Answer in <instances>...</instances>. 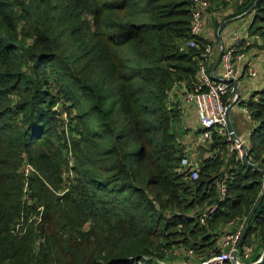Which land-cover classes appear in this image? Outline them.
I'll return each mask as SVG.
<instances>
[{
    "label": "trees",
    "instance_id": "obj_1",
    "mask_svg": "<svg viewBox=\"0 0 264 264\" xmlns=\"http://www.w3.org/2000/svg\"><path fill=\"white\" fill-rule=\"evenodd\" d=\"M231 4H254L248 29L264 51V0ZM191 9L192 0H0V264H159L176 250L195 264L220 250L225 224L246 222L264 189V87L258 100H240L256 166L213 134L189 180L176 135L182 113L168 96L174 81L196 80L209 44L189 30ZM190 37L196 44L183 48ZM58 101L75 123L55 145L45 132ZM64 153L74 176L60 194ZM25 158L40 172L30 182L32 206L43 205L37 249L32 224L10 226L29 212ZM256 206L239 241L253 245L248 262L264 248V192Z\"/></svg>",
    "mask_w": 264,
    "mask_h": 264
},
{
    "label": "built area",
    "instance_id": "obj_2",
    "mask_svg": "<svg viewBox=\"0 0 264 264\" xmlns=\"http://www.w3.org/2000/svg\"><path fill=\"white\" fill-rule=\"evenodd\" d=\"M210 1L211 0H192V18L189 30L193 35L202 34L205 9L209 7ZM223 1L229 4L236 3L238 5L243 2V0ZM253 5L254 4H252L247 10L243 9L241 13L246 14L249 10L253 9ZM251 19L249 24L251 23ZM219 28L220 25L217 26L216 30L219 31ZM251 35L252 34L250 33L248 27H244L241 33H233L230 43L219 46L218 51L216 52L218 53L219 50H222L220 60L217 64L218 68L216 67L219 70V74H214L216 68L212 73L209 71L207 64L216 56L210 44L206 43L203 47L204 50L201 53V58L199 60L196 80L189 85L182 80H176L173 82V86L169 94H172V91L175 90L179 93V97L170 99V96H168V99L170 102H174L177 109L181 111V125L184 130H188V127L190 128V123L183 117L185 115L183 105L192 104L195 110L196 123L193 132L195 133V136H197V139L195 142H187V144L183 143L184 151L180 158V167L183 169L185 176L191 181L198 178L200 164L195 159H189L188 150H190L193 144L206 147L209 141L213 138V134L225 135L230 141L229 149L234 150L237 158L244 160V156L248 154L247 148L250 128L247 129L244 134H235V136L231 135L227 130L225 109L229 104L233 103L232 105H235L241 99L239 97V91H234V84L237 82L241 73L249 79H255L258 77L259 72L257 71L255 64H253L252 58V55H254L256 51L253 46H249L252 42ZM259 38L260 37L255 34V39L258 42ZM195 44V39L190 37L185 40L182 47L188 48L190 46H194ZM237 84H239V82H237ZM261 84V88H263L264 79ZM249 97L254 100H258V94L254 92L251 93ZM243 99L246 100L248 98ZM239 105L241 111L246 117H248V119H250V111L246 104L240 103ZM208 154L213 156L214 151L210 150ZM224 181L225 178H222L219 183L221 193H224L226 190L224 187ZM214 208L215 204H212L210 209L203 212L199 218L201 223L205 221V217H207V215L210 214ZM238 224L239 225L235 230H231L223 234L221 239V248L219 246L220 250H212V252L203 258L197 259L195 264H226L228 261H231L233 264H248L247 260H242L241 258L246 259L249 256L253 245L251 243H247L240 248L239 241L242 230L246 224L244 222H239ZM233 255H235L234 258H232ZM138 264H143V262L138 261ZM159 264L166 263L161 261Z\"/></svg>",
    "mask_w": 264,
    "mask_h": 264
},
{
    "label": "rangeland",
    "instance_id": "obj_3",
    "mask_svg": "<svg viewBox=\"0 0 264 264\" xmlns=\"http://www.w3.org/2000/svg\"><path fill=\"white\" fill-rule=\"evenodd\" d=\"M249 1H251V0H246V3ZM226 5H229V4L220 3L219 0H211L209 7L205 11L206 13L210 14L209 20L212 24L211 26H212L213 33H216L214 31V29L224 18L240 12L239 6L232 4L231 6L233 8H232L231 12L223 14V12H224L223 9L225 7H228ZM217 12L222 13V17H220L218 20L213 15V13H217ZM241 12H242V10H241ZM205 16H206V14H205ZM217 16H218V14H217ZM202 30H203V32L205 31L204 30V23H203V29ZM251 36L253 37V39H252L251 44H249V46H253L255 51H256L255 54L252 55V58L254 60V64L256 65L257 71L263 73V76H264V70H262V69L259 70V68L257 66L258 65L257 62H261L263 60L264 54L261 53L263 48L261 46L256 45L255 34H252ZM215 56H217L216 52H215ZM214 59H213V61H214ZM14 97L15 96L9 97V99H5V101L11 102V99ZM232 107H234V108H232V113H231V115L233 116V112L236 111V109H235L236 105H232ZM54 109L58 110V113L57 112L55 113L56 117H54L52 119V121L50 122V125H49L50 127H49V129L46 130L45 135L47 138H50L53 141H55V145H59V144H62L64 142V141H60L57 138L59 135H61L62 130L64 132L63 134L65 136H67L68 135L67 124H69V123L74 124L75 123L74 117H73L74 112H73V109L71 110V109L65 107V105H62V103L60 104V101H58L54 105ZM239 116H241L239 118V122L241 123L240 125L242 127H244L245 123L247 124L249 119H248V117L245 116V114L242 111L239 114ZM188 122L190 123V121H188ZM190 124H191L190 128L188 130H184L182 125L179 123L178 128L176 129V135H177L179 141L184 142V143H186V142L191 143V142L196 141L197 136H195V133L193 132L194 131V120H191ZM70 144H71L70 141H68L69 146H71ZM206 152H207V150H205L204 147H201L198 144H196V145L193 144L191 146L190 150H188V156H189L190 160L195 159L200 164V159L206 156ZM64 154H66V158H68L69 160L67 161V164L62 167L61 176H62L63 181H62L61 187L57 191V193H60V194H62L63 192H65L67 190V187H68L69 183L72 181V178L74 176L73 172L70 168V166H72V164H73L72 160L70 158V155H69V153H64ZM18 170L21 172L22 176H24V178H25L24 179L25 181L23 183V187L21 190V194H22L23 204L28 206L26 209H28L29 212H27L24 209V213L22 214V217L19 220L20 222H17L15 220L12 222V224L10 226H11V230L15 233L18 231V229L21 230L22 232L28 231L29 225L32 224V226H34V229L36 231L35 246L34 247H36V249H37L38 244L43 239L42 231H41V227H40L41 225H39L40 222H42L43 205L32 206V204L37 200V197L33 196L34 195L33 194L34 188L31 187L30 182L32 181V176H34V175L40 176V172L36 168V165L34 164V162L30 161L27 158H25V160L21 163ZM11 186H13V184ZM41 209H42V211H41ZM27 214L29 215L28 219H26ZM22 223H24V226L21 225ZM83 228L86 230L87 224L83 225ZM235 229H236V225L234 224V222H229L223 226L222 231H223V233H227V232H229L231 230H235ZM250 237L254 238V235L251 234ZM253 240H255V239H253ZM256 243H257V241L255 240V243H253V244L255 245ZM220 248H221V243H220ZM179 251L180 250L169 252V253H171V255H175L176 257H171V256L167 255L161 261H163L166 264H189V262L191 260L189 261V259L187 257H185L186 256L185 254H184L185 256L179 255L180 254ZM247 258L246 259L241 258V259L247 260ZM196 261H197V259H196Z\"/></svg>",
    "mask_w": 264,
    "mask_h": 264
},
{
    "label": "crops",
    "instance_id": "obj_4",
    "mask_svg": "<svg viewBox=\"0 0 264 264\" xmlns=\"http://www.w3.org/2000/svg\"><path fill=\"white\" fill-rule=\"evenodd\" d=\"M226 4H229V3H226ZM232 4H229V5H226L228 7H225L223 9V14L225 13H228V12H231L232 10ZM206 16L204 15V32L201 34V36L209 41V44L210 46L212 47V50L213 52H217L218 51V48L220 45H224V44H228L230 43V40H231V37L233 35V33H241V31L243 30L244 27H249L250 24V19H251V14L249 15L248 13L246 14H242L241 12L237 13V14H233L229 17H226L224 18L218 25H220V28H219V31L216 30V28L214 29V31L216 33H213V30H212V24L209 20L210 18V14L209 13H206ZM218 14V16H217ZM213 15L215 16V18H217V20L222 17V13L220 12H217V13H213ZM217 16V17H216ZM253 39V37H252ZM256 45H258V41L256 40ZM208 43V42H207ZM262 54H264V51L262 50L261 51ZM208 62V68H209V71L211 72V67H212V63L211 62ZM258 63V68L259 70L262 69L264 70V56H263V60L261 62H257ZM253 64H254V60H253ZM256 66V65H255ZM218 68V67H217ZM215 69L214 71V74L217 75L219 74V70L218 69ZM264 79V76H263V73L259 72L258 73V77L255 78V79H249L247 78L244 74L241 73V75L238 77V80L237 82H239V97L241 99L243 98H249V96L251 95V93H253L254 91H259L262 84V80ZM171 94V93H170ZM170 99L172 98H175V97H179V93L177 91H172V94L170 95ZM240 99V100H241ZM240 102L239 101L235 107L236 111L233 112V116L231 115L232 113V108L234 107H231V110H230V113H229V118L231 119V124L233 126V131L235 134H244V132L247 131V129L250 128V125H249V120L247 122V124L245 123V126L242 127L239 122V118L241 116H239V114L241 113V109H240ZM183 108L185 110V115L183 116L184 119L186 121H190L191 123V120H194V126H195V123H196V119H195V110H194V107L192 104H184L183 105ZM233 117V118H232ZM191 125V124H190ZM189 129V127H188ZM184 142H182L183 144ZM187 144V142H186Z\"/></svg>",
    "mask_w": 264,
    "mask_h": 264
},
{
    "label": "water",
    "instance_id": "obj_5",
    "mask_svg": "<svg viewBox=\"0 0 264 264\" xmlns=\"http://www.w3.org/2000/svg\"><path fill=\"white\" fill-rule=\"evenodd\" d=\"M255 1H256V0H255ZM254 3H255V2H254ZM221 54H222V50H219V52L217 53V56L215 57V59H214V61H213V63H212L211 73H212V72L214 71V69L217 67V64H218V62H219V60H220ZM234 91H235V92H238V91H239V88H238V84H237V82H235V84H234ZM232 104H233V103L229 104V105L226 107V109H225V118H226V122H227V130H228V132H229L231 135H234V136H235V133H234V131H233V126H232V124H231V119L229 118V113H230V110H231ZM244 161H245L246 163L250 164V165H253L254 167L256 166L255 164H253V163H251V162L249 161V159H248V154H246V155L244 156ZM263 188H264V186H263ZM263 192H264V189H263ZM263 192L261 193V195H260L258 201L261 199V197H262V195H263ZM258 201H257V202H258ZM257 202L255 203L254 208L251 210V212L249 213L248 217L246 218V222L249 220L250 216L252 215V213H253L254 210L256 209V207H257V206H256V205H257ZM246 222H245V224H246ZM263 241H264V236H263ZM239 243H240V242H239ZM234 257H235V255L232 256V258H234ZM263 258H264V248H263L262 254H261V256L258 258V260L248 262V264H257V263L261 262V261L263 260Z\"/></svg>",
    "mask_w": 264,
    "mask_h": 264
}]
</instances>
